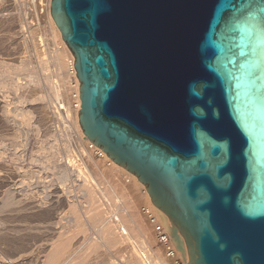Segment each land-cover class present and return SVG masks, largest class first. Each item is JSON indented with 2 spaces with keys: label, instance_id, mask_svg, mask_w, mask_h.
I'll return each mask as SVG.
<instances>
[{
  "label": "water",
  "instance_id": "obj_1",
  "mask_svg": "<svg viewBox=\"0 0 264 264\" xmlns=\"http://www.w3.org/2000/svg\"><path fill=\"white\" fill-rule=\"evenodd\" d=\"M88 139L186 264H264V0H51Z\"/></svg>",
  "mask_w": 264,
  "mask_h": 264
},
{
  "label": "bare ground",
  "instance_id": "obj_2",
  "mask_svg": "<svg viewBox=\"0 0 264 264\" xmlns=\"http://www.w3.org/2000/svg\"><path fill=\"white\" fill-rule=\"evenodd\" d=\"M42 2L11 0L14 11L12 17L15 16L11 19V38L19 36L22 48H31L34 53L11 66L0 62L3 67L0 70V91L11 90L14 94L11 107L5 99L0 100V123L11 130V146L14 149L20 148L25 152L27 145L29 146L28 139L31 136L37 139V147L31 150L30 157L34 161L32 163H37L36 167L31 166L25 170L31 181L27 189L34 184L43 187L41 206L47 207L51 205V192L48 189L54 186L57 189L55 200L57 203L63 200L68 205L72 225L66 227L69 232L67 235L66 232L60 234L51 248H46L48 250L45 255L40 256L39 252L36 255L37 251L34 255L33 251V254L27 252V255L21 253L22 256L15 259L14 256L19 252H16L17 248V254L11 256L14 259L8 260L11 264H171L160 246L155 248V234L140 206L143 200L145 204H151L158 213L145 185L134 173L113 161L107 154L102 161L93 157L95 152L90 149L92 142L79 121L81 107H74L75 82L80 89V80L74 66L75 57L52 17L51 0H47L48 20L45 26L41 20L34 22L28 18L30 5L33 4L36 8ZM36 13L39 14L37 10ZM25 23L29 35L24 31ZM2 26L8 28L7 24ZM15 73L24 78H16L13 75ZM34 104L37 105L34 108L37 109L36 115L31 106ZM5 149L6 147L0 148V157L7 154ZM22 158L18 154L16 160ZM108 158L112 162H108ZM16 162L15 165L18 163ZM16 168L18 169L17 166ZM44 174L47 176L43 177ZM4 177L6 175L2 178ZM5 180L7 185L10 184L9 180ZM21 182L26 186L25 181ZM10 191L11 189L8 193ZM7 196L2 207L12 203L11 195ZM85 220L98 231L101 239L85 240L77 245L74 241L77 234L87 231ZM3 222L0 226L4 228ZM5 229L4 231H9V228ZM4 231L1 229L0 232L4 234ZM109 250H114V255L121 258L120 263L113 260V253ZM179 256L182 258L180 251ZM183 262L186 264L185 260Z\"/></svg>",
  "mask_w": 264,
  "mask_h": 264
},
{
  "label": "rangeland",
  "instance_id": "obj_3",
  "mask_svg": "<svg viewBox=\"0 0 264 264\" xmlns=\"http://www.w3.org/2000/svg\"><path fill=\"white\" fill-rule=\"evenodd\" d=\"M42 1L43 2L40 5H37L36 8L34 7L33 4H31L32 2L29 3V5L31 4L30 7L28 6L29 7L28 11H30V13L28 14L29 17L28 16L27 17L29 18V20H32L34 22L41 20L42 24L45 26L48 20V16H46L48 15L47 14L48 7H47V0H42ZM30 9H33V10H30ZM36 10L37 12H39V14L36 13ZM12 13H14V11H12L11 0H0V25L1 26L3 24L8 25V28L4 26L0 28V62H5L9 66H11V64L20 63L21 60L27 59L34 53L31 48H22L21 43H20L21 38L18 35L17 36L19 38L18 37L11 38V29H10L11 19L15 17V16L12 17L14 15ZM24 31L26 32V34L29 35V29L26 23H25ZM2 68L3 67L0 64V70ZM13 75L16 78H20V80L24 78L23 75H17L16 73ZM2 99L3 100L5 99L4 101L9 102L10 103L9 106L11 107V101L14 100V94L11 93V90L0 91V100ZM31 106L33 109L37 107L36 104L31 105ZM35 111H36L35 112V115H36L37 109ZM1 124L3 123L2 122L0 123V148L6 147L5 150L7 154L5 155L7 156L5 157L4 155V157H0V158H3V159H0V170H1L0 177L1 176L3 177L6 175L7 180H9L10 184H8L9 185L8 186L7 183L4 182L6 177H4L5 179L1 177L0 179V223L4 221L2 224L4 225V228L3 226L2 227L0 226V231L1 229L4 231L5 227L6 229L9 228L8 229L9 231L8 230H7L8 232L4 231L5 235L3 234V232H0V234L3 235L2 237H0V261H1L0 264L1 263L11 264V262H9L8 259L10 260L14 259L11 256L12 255L14 256L17 253L18 255L14 256L15 259L22 255H25V254L27 255V252L29 254L30 252L32 253L33 251H34L33 252L34 255L36 251H37L36 255L38 254V252H39L38 255L41 254L40 256H43V254L45 255L46 251L48 250L46 248H49L51 244H53V242L59 237L60 234H64L66 232V235H67L69 233L66 227L72 225V221L70 219L68 205L63 200L61 201L63 202V204L61 202L57 203V200H55L57 199L55 198L56 197L55 192L57 191V189L54 186H50L48 189L51 192V197L53 196L52 198L50 197L49 199V203L53 205V206L50 205L51 207L49 205H48L49 207L41 206V200L44 195L42 192L43 187H41L38 184H34L33 186H30L29 190L27 189V185H29L31 181H30V178L27 177L25 170L31 166L36 167L37 163L36 162H35L36 164L32 163L33 160L30 159V157H31V152H32L31 150L37 147L36 146L38 144L37 139L34 136H31V138L28 139L27 143L29 142L28 143L29 146L27 145L28 148L25 146L27 148L26 149L27 151L25 150V152L21 151L20 148L14 149L11 146V130L9 131L8 127L5 128L6 126L4 125L5 126L4 127ZM32 138L34 141L32 140ZM85 143L88 147L87 142ZM18 154L23 157L21 160H18V159L16 160V157L18 156ZM13 156H15V158H13ZM93 157L95 160H99L100 158L96 155H94ZM13 160L18 162V163L16 162L17 165H15L14 163L15 161ZM99 161H102V158H100ZM79 162H82V160H79ZM16 166L18 167V169L16 168ZM45 175L47 176V174H44L43 177H45ZM21 181H25L27 183L26 186H24V184ZM23 188L24 190H22ZM9 189H11L10 191L11 193L10 192L8 193ZM137 191H140V190L138 189ZM6 194L11 195L12 203L11 205L2 207L1 205H3V202L5 201L6 196H7ZM141 201L143 202V200ZM54 202L56 204H54ZM142 202L140 206L145 205V202L143 203ZM85 228H87V231L86 232L82 231L78 233L77 234L78 238L76 237V239H74L77 245L79 242L81 243L85 242V240L86 241L87 240L88 241H99L101 239L98 231L92 228L87 220H85ZM18 246H22L23 248L18 247ZM154 246L155 248L159 247L157 241L155 242ZM20 248L22 251L23 250L24 251L23 252L20 251L19 250ZM15 250L16 252L17 251L19 252L16 253ZM42 250H45V252ZM110 253H113L112 257L114 261L119 262V263L121 262L119 261L121 260V258H118L116 255H114V250L112 252L110 251ZM169 261L172 262L170 259ZM25 264H32V262L31 263L28 262ZM171 264H174V263L172 262Z\"/></svg>",
  "mask_w": 264,
  "mask_h": 264
},
{
  "label": "built area",
  "instance_id": "obj_4",
  "mask_svg": "<svg viewBox=\"0 0 264 264\" xmlns=\"http://www.w3.org/2000/svg\"><path fill=\"white\" fill-rule=\"evenodd\" d=\"M76 88L73 92L74 97V106L76 108L81 107V99H80V89L78 88V83H74ZM90 149L94 150L95 155L104 158L106 153L94 143H90ZM108 162H112L110 158H108ZM142 212L145 214L147 219L149 220L153 232L155 234L158 245L162 248L164 254L168 259H170L174 264H184L183 259L179 256V251L177 250L174 241L172 240L169 232L167 231L162 219L155 211L151 204H145L141 207Z\"/></svg>",
  "mask_w": 264,
  "mask_h": 264
}]
</instances>
